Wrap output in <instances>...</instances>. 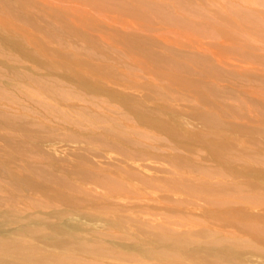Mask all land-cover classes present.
<instances>
[{
	"label": "rangeland",
	"instance_id": "rangeland-1",
	"mask_svg": "<svg viewBox=\"0 0 264 264\" xmlns=\"http://www.w3.org/2000/svg\"><path fill=\"white\" fill-rule=\"evenodd\" d=\"M263 173L264 0H0V263L263 264Z\"/></svg>",
	"mask_w": 264,
	"mask_h": 264
},
{
	"label": "bare ground",
	"instance_id": "bare-ground-1",
	"mask_svg": "<svg viewBox=\"0 0 264 264\" xmlns=\"http://www.w3.org/2000/svg\"><path fill=\"white\" fill-rule=\"evenodd\" d=\"M172 32V31H171ZM171 32H169V33H171ZM173 33V32H172ZM175 35V34H174ZM176 35H183V36H181L180 38H182V39H187L188 37H187V34H178L177 32H176ZM207 48V47H206ZM214 53V51L212 52V54ZM218 55V54H217ZM177 121V123H178V125L179 126H181L182 125V122H181V120H176ZM183 126H184V124H183ZM255 141H257V139H254L253 140V142H254V146L255 145H257V142H255ZM250 149H251V147H250ZM263 175H264V173H263ZM99 185V184H98ZM97 187V186H96ZM101 187V186H100ZM115 190V189H114ZM110 191V190H109ZM113 191V190H112ZM150 191V190H149ZM116 194V193H115ZM53 234V233H52ZM52 234H48V236H46V238L44 239V240H47V244H49V243H52L53 244V246H56V245H58V244H60V245H62V246H64V245H67V243H66V241H64V239L65 238H63V236H61V235H59V232H56V233H54V235L55 236H53ZM61 236V237H60ZM34 238V237H33ZM43 238H44V236H43ZM65 248H66V246H65ZM38 251H39V248L37 249V256L35 257V258H32V259H30L31 261H33L34 262V264H47V262L49 263V261H48V259L47 258H45L44 256H41V255H38ZM28 253L29 252H23L22 253V258L23 259H28V257H29V255H28ZM192 254L193 255H198V253H197V251H196V249L194 248L193 249V251H192ZM263 261H264V258L262 259ZM261 260V261H262ZM0 264H3V263H0ZM263 264H264V262H263Z\"/></svg>",
	"mask_w": 264,
	"mask_h": 264
}]
</instances>
